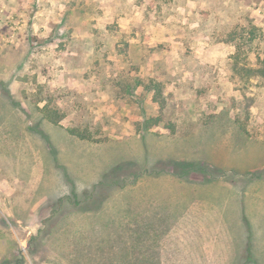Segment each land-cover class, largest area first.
<instances>
[{
	"label": "rangeland",
	"instance_id": "obj_1",
	"mask_svg": "<svg viewBox=\"0 0 264 264\" xmlns=\"http://www.w3.org/2000/svg\"><path fill=\"white\" fill-rule=\"evenodd\" d=\"M263 58L264 0H0V264H264Z\"/></svg>",
	"mask_w": 264,
	"mask_h": 264
},
{
	"label": "trees",
	"instance_id": "obj_2",
	"mask_svg": "<svg viewBox=\"0 0 264 264\" xmlns=\"http://www.w3.org/2000/svg\"><path fill=\"white\" fill-rule=\"evenodd\" d=\"M263 66L260 68H250V70L256 75L257 73H261V75H264V58L261 61ZM238 61L234 64V70L240 71V67L238 66ZM133 72V71H132ZM131 71L127 74V79L124 78L120 85H123L124 90L127 91V93H133V89L137 87H142L147 93H152V101L154 103L163 104L165 101L164 98V83L160 80H154L153 78H145L140 75L137 76H131ZM133 77V78H132ZM43 116L48 119L49 121L58 124L61 122V120L65 117V112L57 107H51L49 104H46L42 107ZM161 123L160 118L151 116L147 118L144 122V128L149 129L153 125H157ZM174 131V128L172 129ZM68 131L81 139H87L91 141H102L105 138L100 136L97 137L95 132H92L89 128H82L80 126H72L68 128Z\"/></svg>",
	"mask_w": 264,
	"mask_h": 264
}]
</instances>
